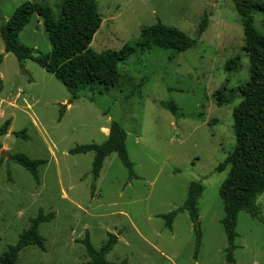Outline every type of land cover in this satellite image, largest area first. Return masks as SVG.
Listing matches in <instances>:
<instances>
[{
    "label": "rangeland",
    "instance_id": "374dc122",
    "mask_svg": "<svg viewBox=\"0 0 264 264\" xmlns=\"http://www.w3.org/2000/svg\"><path fill=\"white\" fill-rule=\"evenodd\" d=\"M63 0H0V27L26 2L54 19ZM102 23L90 48L118 52L134 45L143 28L161 22L195 42L192 49L137 51L117 67L119 83L72 95L32 61L5 54L0 39V127L10 121L1 150L46 160L39 183L12 159L0 161V255L17 243L39 211L54 214L39 227L45 251L27 247L18 264H89L82 242L105 253V264H224L227 240L219 190L226 179L216 169L235 146L232 111L238 89L248 80V59L240 18L230 0H94ZM264 3V0H251ZM36 13L19 35L33 53L51 46ZM207 17L204 32L199 28ZM264 36V16L253 14ZM235 61L231 71L226 69ZM218 97L220 101L218 102ZM172 102L176 115L161 106ZM69 104V105H68ZM63 112V116L61 113ZM126 133L135 178L115 154L104 162L92 189L93 154L71 155L100 145L111 122ZM23 133L24 137L14 134ZM191 183L204 191L198 200L200 246L194 225L179 214L172 229L161 218L184 204ZM66 195V197H64ZM234 264H264V194L257 216L239 213Z\"/></svg>",
    "mask_w": 264,
    "mask_h": 264
},
{
    "label": "trees",
    "instance_id": "16d2710c",
    "mask_svg": "<svg viewBox=\"0 0 264 264\" xmlns=\"http://www.w3.org/2000/svg\"><path fill=\"white\" fill-rule=\"evenodd\" d=\"M230 1L240 18L245 39L242 51L248 59L249 66L248 80L238 89L241 101L232 111L235 146L216 169L217 172H224L228 168L226 179L219 190L224 213L221 225L228 245L224 251V264H234L233 253L236 249L239 213L243 212L255 218L257 199L264 194V36L257 32L253 20L255 13L264 16V3L251 0ZM36 13L42 19V26L51 46V52L47 55L33 53V50L19 42V35ZM101 23L94 0H63L58 19H54L47 9L37 12L33 4L26 2L0 27V39L5 54L13 55L19 64L27 60L34 62L60 82L72 95L69 104L80 99L79 90L92 89L95 86L104 89L115 87L120 80L118 65L137 51H149L156 47L183 53L195 45L193 40L180 31L158 22L152 27L143 28L134 45L127 44L118 52L96 53L90 45ZM206 24L207 17L204 16L199 28L200 35L204 32ZM1 60L2 57L0 62ZM234 66L235 61H230L226 69L231 71ZM161 106L172 115H176L177 107L172 102H163ZM9 127L10 121H5L0 127V139L8 135ZM108 131L104 143L79 146L69 151L71 155L93 154L91 167L93 190L105 160L112 154L118 157L127 170L129 179L135 178L126 150V133L120 124L113 121ZM14 135L24 137L23 133ZM11 159L27 171L37 184L39 183L38 170L47 164L46 160H31L22 154L14 155ZM2 160L4 158H0V161ZM203 191L200 183H191L182 207L161 217L165 221V227L171 230L175 218L181 213H187L194 225L196 251L200 246L197 204ZM53 219L54 214L44 215L39 211L37 216L30 220L29 228L19 235L17 243L0 255V264H18L19 253L27 247L45 251V239L40 235L39 227ZM114 239L116 238L109 242L108 248L105 246L99 252L91 248L87 239L84 240L82 244L89 264H105V253L112 246Z\"/></svg>",
    "mask_w": 264,
    "mask_h": 264
},
{
    "label": "water",
    "instance_id": "95a60500",
    "mask_svg": "<svg viewBox=\"0 0 264 264\" xmlns=\"http://www.w3.org/2000/svg\"><path fill=\"white\" fill-rule=\"evenodd\" d=\"M0 158H4V159H8V160L11 159V158L9 157V155H8L4 150H1V151H0Z\"/></svg>",
    "mask_w": 264,
    "mask_h": 264
},
{
    "label": "crops",
    "instance_id": "0c3cea01",
    "mask_svg": "<svg viewBox=\"0 0 264 264\" xmlns=\"http://www.w3.org/2000/svg\"><path fill=\"white\" fill-rule=\"evenodd\" d=\"M105 131H107V134H105V136H106V138H107L109 131H108V129H105ZM106 138H105V139H106ZM64 197H66V195H64Z\"/></svg>",
    "mask_w": 264,
    "mask_h": 264
}]
</instances>
